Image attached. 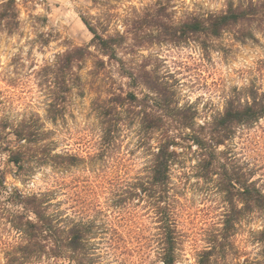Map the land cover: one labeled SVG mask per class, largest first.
<instances>
[{
	"label": "clouds",
	"instance_id": "9594fccd",
	"mask_svg": "<svg viewBox=\"0 0 264 264\" xmlns=\"http://www.w3.org/2000/svg\"><path fill=\"white\" fill-rule=\"evenodd\" d=\"M101 169L102 195L73 191ZM257 206L264 0H0V264H170L164 212L171 264H214ZM246 231L238 264H264V227Z\"/></svg>",
	"mask_w": 264,
	"mask_h": 264
},
{
	"label": "rangeland",
	"instance_id": "374dc122",
	"mask_svg": "<svg viewBox=\"0 0 264 264\" xmlns=\"http://www.w3.org/2000/svg\"><path fill=\"white\" fill-rule=\"evenodd\" d=\"M89 65H91L92 60H88ZM104 75V72L101 71L99 73V76L102 77ZM97 83L99 84L100 81L98 80ZM12 87H16V85H12ZM93 95H95V89H93ZM87 99V97H85ZM67 115V113H65ZM60 122V118L58 117L56 120V123ZM81 144H84L85 141L81 140ZM13 163H15L12 160ZM19 165V164H18ZM85 170L91 169V166L88 165L87 160L78 161L76 166H72V168H80L84 167ZM122 167L124 169V163H120L118 165V168ZM72 168H69L68 171H72ZM23 169H21L22 171ZM94 171V169H92ZM71 179V178H69ZM114 177L111 174L105 175L103 173V169H101V173L95 176L94 183L91 181L90 177L87 176H80L75 179L73 182L75 187L73 188V191H78L83 198H89L93 195H102L103 190L111 187L114 184ZM228 202V201H227ZM186 217L189 220V223L192 225H196L197 222H203L204 219H211L212 212L211 211H205L204 209H201L199 212H196L195 208L191 209H185ZM264 212L260 210H256L254 212H251L249 214L241 216L240 219L237 220V223L235 226L231 229L230 233L227 235H220L217 234L214 237V240L217 241V252L219 253V257L212 256V260L214 261V264H223V262L228 259V255L231 251V254L235 255L236 261L238 264V261L241 257V251L242 249H237L236 244L241 243V238L247 234V228L255 226V227H264ZM249 216L256 217L255 219L250 220ZM180 227V225H179ZM218 227L217 225H207L206 229L211 231ZM117 230L123 232V222L118 226ZM235 238L236 243H231L232 238ZM190 239V237H187ZM181 239V236L179 235V240ZM219 241H223L220 243ZM123 242V241H122ZM139 242V241H137ZM180 251L178 247V252ZM133 257H136L137 253H130ZM206 259V258H205ZM207 260V259H206Z\"/></svg>",
	"mask_w": 264,
	"mask_h": 264
},
{
	"label": "trees",
	"instance_id": "16d2710c",
	"mask_svg": "<svg viewBox=\"0 0 264 264\" xmlns=\"http://www.w3.org/2000/svg\"><path fill=\"white\" fill-rule=\"evenodd\" d=\"M13 2L15 3V0H13ZM198 27V25H197ZM93 31H95V29H93ZM99 39V37H98ZM104 47L107 48L108 45L107 44H104ZM129 100L130 101H135V96H130L129 97ZM114 103H117L119 106H123V104H121L119 101H114ZM155 130H158V129H155ZM13 161L16 163V164H19L20 163V158L18 157H13ZM78 163V161H73L72 162V166H76V164ZM119 171H123L122 167L119 168ZM145 191H147V189H145ZM234 199H240V196L237 194L235 196H229V199H228V202L231 203ZM256 210H260L262 212H264V207H260V206H257L256 208L254 209H250L249 213L251 212H254ZM243 215H246V214H241V213H236L234 216L230 217L228 220H227V233H230L231 229L235 226V224L237 223V220L241 218V216ZM163 217H164V222L168 225L166 231H167V243L168 245L170 246L169 247V256H168V260L171 264L172 260H173V252H176L178 253V244H177V241L179 240V224H176L175 225V230H174V227H173V224H174V221L172 220V218L170 217L169 213L168 212H164L163 213ZM121 231L117 230L116 232V237H120L121 236ZM123 241V242H122ZM118 243L119 244H124L125 241L123 238H120L118 239ZM126 255H130V253H125ZM178 258V257H177ZM206 259H208V257H206Z\"/></svg>",
	"mask_w": 264,
	"mask_h": 264
}]
</instances>
